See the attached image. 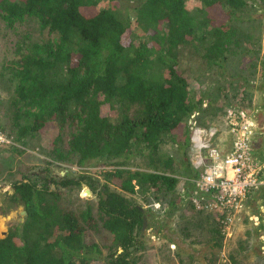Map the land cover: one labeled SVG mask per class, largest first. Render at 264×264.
I'll return each instance as SVG.
<instances>
[{
	"label": "trees",
	"instance_id": "obj_1",
	"mask_svg": "<svg viewBox=\"0 0 264 264\" xmlns=\"http://www.w3.org/2000/svg\"><path fill=\"white\" fill-rule=\"evenodd\" d=\"M103 1L0 0L6 19L34 15L58 35L53 44L34 42L17 65L7 68L15 81L13 94L27 110L19 138L56 124L73 110L81 123L70 140L78 165L111 164L98 191V180L91 175L61 177L53 187L25 179L13 183L9 201L25 214L0 237V264H93L101 249L86 239V232L96 219L111 234L106 264H133L144 211L108 185L128 193L135 187L156 193L174 189L176 179L170 173L180 164L159 152L162 135L177 131L201 104L177 70L178 47L192 38L207 41L203 58L219 64L236 41L230 24L247 0H200L202 7L194 12L185 0H139L134 22L147 36L136 47L131 18ZM102 102L116 104L115 121L101 114ZM133 105L137 111L131 115ZM137 156L150 170L121 168ZM81 181L97 192L96 218L89 209L77 213L62 204L59 189Z\"/></svg>",
	"mask_w": 264,
	"mask_h": 264
},
{
	"label": "rangeland",
	"instance_id": "obj_2",
	"mask_svg": "<svg viewBox=\"0 0 264 264\" xmlns=\"http://www.w3.org/2000/svg\"><path fill=\"white\" fill-rule=\"evenodd\" d=\"M138 1H103L106 6L117 7L125 17L131 18L133 47L147 36V32L134 22ZM185 4L191 12L202 7L200 0H185ZM239 14L240 17L230 24L235 30L236 41L219 64L203 58L207 41L192 38L178 47L177 70L186 77L192 96L201 99L197 121L218 127L216 142L224 152L230 145L224 128V113L229 105L238 102L256 108V117L260 125L264 124V0H247ZM57 37L55 31L42 27L34 15L6 19L0 12V129L8 137V141L0 145V237L7 232L10 223L23 221V208L9 201L13 183L25 179L38 186L47 182L53 187V181L61 177L91 175L98 180V191L106 182L104 171L111 168L109 160L78 165V156L71 150L70 140L81 128V123L73 116V110L65 111L56 124L51 123L24 138L18 136V129L27 122L28 116L13 94L15 81L7 68L17 65L20 56L27 53L34 42L53 44ZM98 99L102 100V96ZM100 111L112 121L119 116L116 104L110 106L102 102ZM136 111L133 105L128 112L133 115ZM79 114L82 115L81 110ZM187 119L174 133L162 135L160 143L159 152L180 164L170 173L176 179L171 192L156 193L154 188L135 187L133 193H128L108 185L110 190L129 198L144 211L145 226L137 235L136 248L131 254L133 264H264L263 256L257 252L255 233H250L251 227L264 224V187L245 198L243 210L227 229L218 224L213 213L196 210L191 203L195 194L190 181V174L193 175L191 152L189 145L184 146V136L189 134ZM262 131L254 146L258 159L264 155L259 148L264 140V128ZM121 168L150 170L138 156ZM59 190L63 205L77 213L89 209L97 217V192H92L84 181ZM86 239L97 243L101 249L93 264H106L112 248L111 234L98 219L96 224L87 226Z\"/></svg>",
	"mask_w": 264,
	"mask_h": 264
},
{
	"label": "built area",
	"instance_id": "obj_3",
	"mask_svg": "<svg viewBox=\"0 0 264 264\" xmlns=\"http://www.w3.org/2000/svg\"><path fill=\"white\" fill-rule=\"evenodd\" d=\"M198 111L187 119L193 170L190 181L195 189L191 202L196 210L213 213L218 224L227 229L244 199L264 187V155L258 159L254 154L264 124L260 125L256 108L238 102L229 105L224 128L230 145L224 152L216 142L220 130L214 124L197 121ZM7 141L0 129V145ZM259 148L264 152V140Z\"/></svg>",
	"mask_w": 264,
	"mask_h": 264
},
{
	"label": "crops",
	"instance_id": "obj_4",
	"mask_svg": "<svg viewBox=\"0 0 264 264\" xmlns=\"http://www.w3.org/2000/svg\"><path fill=\"white\" fill-rule=\"evenodd\" d=\"M251 193H253V192H251ZM244 202H245V199H244V201L242 203V206L239 209L237 215L243 210ZM250 229H251L250 233H255V236L257 238V243H256V246H257V249H258L257 252H258L260 257L263 256V258H264V224L261 225V226L251 227ZM248 243H249L250 246L252 245L251 244V240L250 241L248 240ZM263 258H262V260L264 262Z\"/></svg>",
	"mask_w": 264,
	"mask_h": 264
},
{
	"label": "water",
	"instance_id": "obj_5",
	"mask_svg": "<svg viewBox=\"0 0 264 264\" xmlns=\"http://www.w3.org/2000/svg\"><path fill=\"white\" fill-rule=\"evenodd\" d=\"M23 212V214H25V211H22ZM144 226H145V217H143V220H142V229L144 228Z\"/></svg>",
	"mask_w": 264,
	"mask_h": 264
}]
</instances>
